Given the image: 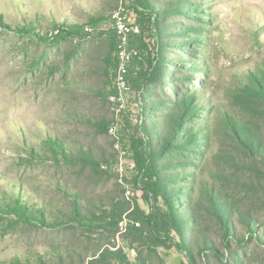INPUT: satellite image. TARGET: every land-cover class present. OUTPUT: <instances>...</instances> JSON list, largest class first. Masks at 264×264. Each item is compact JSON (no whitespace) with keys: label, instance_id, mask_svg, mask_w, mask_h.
<instances>
[{"label":"rangeland","instance_id":"obj_1","mask_svg":"<svg viewBox=\"0 0 264 264\" xmlns=\"http://www.w3.org/2000/svg\"><path fill=\"white\" fill-rule=\"evenodd\" d=\"M148 1L156 8L174 1L186 6L171 9L155 26L148 21ZM119 2L0 0V200L20 198L29 206H45L53 222L61 221L52 226L17 224L0 213V264H41L38 256L45 264H90L102 248L121 250L125 261L113 259L112 264H135L136 252L125 240L130 227H141L134 213L149 216L161 203L148 189L137 160L143 125L160 119L151 116L144 102L203 90V116L209 118L212 134L206 180L222 168L217 149L226 137L222 118H247L235 93L247 77L264 69V0H123L141 33L132 39L130 90L117 112L109 100L116 69L109 14ZM189 3L199 4L201 11L189 10ZM85 25L93 28L92 34L84 31ZM184 26L201 31L180 33ZM52 28L60 29L54 38L48 35ZM188 40L185 49L175 43ZM152 57L164 63L166 75L144 84L145 70L155 63ZM180 58L185 67L178 65ZM192 60L203 69L190 67ZM183 76L190 79L178 80ZM153 105L157 115L166 110ZM112 124L115 135L108 131ZM49 137L66 143L71 152L78 145L91 150L99 170L68 164L60 156L53 160L45 148ZM122 150L126 154L121 157ZM65 189L79 192L95 216L123 202L124 213L138 225L129 223L118 238V225L113 235L109 228H89L86 222L70 227L60 213L70 208ZM262 208L258 215L264 223ZM156 251L164 264L184 260L174 247ZM239 255L244 264H264V244L247 243Z\"/></svg>","mask_w":264,"mask_h":264},{"label":"trees","instance_id":"obj_2","mask_svg":"<svg viewBox=\"0 0 264 264\" xmlns=\"http://www.w3.org/2000/svg\"><path fill=\"white\" fill-rule=\"evenodd\" d=\"M179 5L186 6L174 1L156 8L148 1V21L158 26L163 16ZM200 7L199 4L188 5V9L194 11H201ZM189 30L196 34L201 31L184 26L179 32ZM110 35L115 41L113 32ZM175 43L185 49L191 41ZM152 58L151 62L156 60ZM163 60L172 61L164 57ZM180 60L178 65L185 67L186 61ZM154 62L144 72V84L161 81L166 75L164 63ZM189 63L190 67L203 69L193 60ZM186 79L190 77L178 78ZM203 94V90H182V95L174 94L172 100L161 97L155 102L148 99L143 104L151 116L160 119L150 118L149 123L143 125L142 151L137 153V160L148 189L161 197V203L149 216L139 217L134 213L133 219L139 220L141 227H130L125 240H129L136 252L135 264H164L156 251L161 246L183 252L184 260H179V264H244L239 251L245 244H264V223L258 215L264 205V69L247 77L246 83L235 93L247 118L234 120L228 115L222 118L226 137L223 146L217 148L222 168L221 173L210 174V180L204 177L206 151L210 147L207 145L212 134L208 128L209 118L203 116L206 111ZM153 104H160L165 112L157 115ZM45 145L55 161H59L60 156L68 164L99 170L91 150L82 145L71 152L66 143L51 137L46 139ZM65 191L70 205L67 213L60 211L65 224L73 227L75 223L86 222L89 228H109L111 235L115 233L126 209L125 203H112L109 210L103 209L95 216L79 192ZM0 213L11 215L17 224L52 226L61 223L51 220L52 213L47 214L45 206H29L20 198L0 200ZM93 256L90 264H112L113 259L125 261L121 250L113 252L109 248L99 249ZM58 257L61 260V254ZM38 260L41 264L46 262L43 256H38Z\"/></svg>","mask_w":264,"mask_h":264},{"label":"built area","instance_id":"obj_3","mask_svg":"<svg viewBox=\"0 0 264 264\" xmlns=\"http://www.w3.org/2000/svg\"><path fill=\"white\" fill-rule=\"evenodd\" d=\"M111 30L115 36V52H116V69L114 73V89L115 92L109 96V100L117 112L124 108L123 95L130 90L129 85V65L134 58L135 51L132 48V39L140 33V26L130 21L128 11L123 0H120L117 7L110 14ZM88 34L93 33V28L89 25L83 27ZM60 33L59 28H52L49 31V37L54 38ZM108 131L116 134V125L112 124L108 127ZM124 150L120 151V156L125 155ZM122 170V168H121ZM129 193V190H126ZM125 212L118 221L119 231L116 233V238L120 233L126 232L128 224L138 225V222H133Z\"/></svg>","mask_w":264,"mask_h":264}]
</instances>
